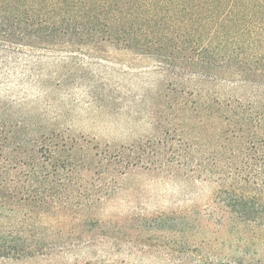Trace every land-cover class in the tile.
Wrapping results in <instances>:
<instances>
[{"label": "rangeland", "instance_id": "rangeland-1", "mask_svg": "<svg viewBox=\"0 0 264 264\" xmlns=\"http://www.w3.org/2000/svg\"><path fill=\"white\" fill-rule=\"evenodd\" d=\"M4 39L0 188L18 180L33 159L52 170L56 159L43 146L55 144L52 134L60 132L75 145L74 193L82 196L73 198L64 176L56 206L69 210L26 227L22 218L31 208L13 211L0 194V242L20 239L21 232L58 240L44 254L0 256V264H264V225L223 223L212 214L219 184L155 168L152 156L139 161V148L193 137L174 131L181 96L194 88L181 67L115 44ZM84 200L91 205L77 210Z\"/></svg>", "mask_w": 264, "mask_h": 264}, {"label": "trees", "instance_id": "trees-1", "mask_svg": "<svg viewBox=\"0 0 264 264\" xmlns=\"http://www.w3.org/2000/svg\"><path fill=\"white\" fill-rule=\"evenodd\" d=\"M0 36L11 44H115L181 67L194 88L181 96L174 131L193 137L139 148V161L152 156L155 168L219 184L212 214L223 223L264 225V0H0ZM52 135L57 142L43 148L56 159L53 169L33 159L0 188L13 211L31 208L26 227L69 210L56 206L64 176L65 188L76 191L75 145ZM77 204L83 211L91 200ZM21 233L1 239V257H32L57 245L45 233Z\"/></svg>", "mask_w": 264, "mask_h": 264}]
</instances>
